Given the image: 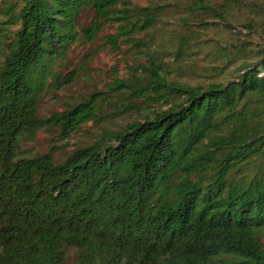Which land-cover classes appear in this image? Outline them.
<instances>
[{
    "label": "trees",
    "instance_id": "obj_1",
    "mask_svg": "<svg viewBox=\"0 0 264 264\" xmlns=\"http://www.w3.org/2000/svg\"><path fill=\"white\" fill-rule=\"evenodd\" d=\"M113 23L137 72L39 114L71 46ZM198 58L203 79L172 74ZM89 121L63 158L27 148ZM0 264H264V0H0Z\"/></svg>",
    "mask_w": 264,
    "mask_h": 264
},
{
    "label": "rangeland",
    "instance_id": "obj_2",
    "mask_svg": "<svg viewBox=\"0 0 264 264\" xmlns=\"http://www.w3.org/2000/svg\"><path fill=\"white\" fill-rule=\"evenodd\" d=\"M131 4L146 5L147 0H129ZM174 16L178 17L177 12ZM91 15L85 11L80 16V23L87 25ZM175 19H173L174 21ZM174 25L167 26L149 39L150 49H158L159 57L164 59L171 51L173 41L170 30ZM116 23L102 26L96 37L90 41L75 43L67 55V63L61 70L62 77L66 80L63 86L55 87L48 91L40 100L39 114L46 117L50 112L60 111L69 103L76 102L92 91H105L108 84L119 77H128L131 72H137V66L146 60V55L140 46L127 41L122 36L116 42V47L109 41V36L116 33ZM181 72L174 71L175 77H180L189 82L203 79L206 70V60L198 58L195 63L187 60L182 63ZM170 66V65H169ZM137 74V73H135ZM63 79V80H64ZM63 82V81H62ZM108 95L102 102V114H108L113 108ZM104 122L84 123L71 137L58 140L56 134L50 129H39L33 141L27 148L37 149L41 152L48 147H53L54 157L63 158L76 144L91 140L95 132L104 125Z\"/></svg>",
    "mask_w": 264,
    "mask_h": 264
}]
</instances>
